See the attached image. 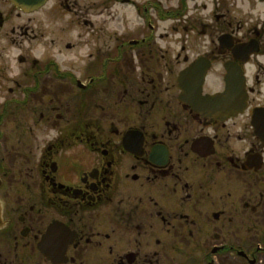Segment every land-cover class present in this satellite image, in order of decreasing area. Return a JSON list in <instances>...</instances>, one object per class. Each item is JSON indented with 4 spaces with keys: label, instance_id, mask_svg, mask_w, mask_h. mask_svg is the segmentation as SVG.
<instances>
[{
    "label": "flooded vegetation",
    "instance_id": "flooded-vegetation-1",
    "mask_svg": "<svg viewBox=\"0 0 264 264\" xmlns=\"http://www.w3.org/2000/svg\"><path fill=\"white\" fill-rule=\"evenodd\" d=\"M0 264H264V0H0Z\"/></svg>",
    "mask_w": 264,
    "mask_h": 264
}]
</instances>
